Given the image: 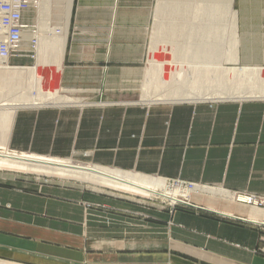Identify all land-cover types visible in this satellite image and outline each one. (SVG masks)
Returning <instances> with one entry per match:
<instances>
[{
    "label": "crops",
    "instance_id": "0c3cea01",
    "mask_svg": "<svg viewBox=\"0 0 264 264\" xmlns=\"http://www.w3.org/2000/svg\"><path fill=\"white\" fill-rule=\"evenodd\" d=\"M53 1V21L63 26L62 0ZM155 1L73 0L60 84L85 102L19 109L9 146L54 158L93 149L99 164L207 188L170 220L167 209L147 201H113L74 184L39 187L2 170L0 264H264L256 229L264 208L237 201L264 196V94L205 90L230 97L181 99L197 92L190 76L181 89L160 92L156 65L155 72L149 68ZM249 2L236 0L229 10L233 42L224 64L264 68V4ZM25 19L33 22L35 14ZM181 43L184 57L200 48ZM23 60L13 57L11 64Z\"/></svg>",
    "mask_w": 264,
    "mask_h": 264
},
{
    "label": "rangeland",
    "instance_id": "374dc122",
    "mask_svg": "<svg viewBox=\"0 0 264 264\" xmlns=\"http://www.w3.org/2000/svg\"><path fill=\"white\" fill-rule=\"evenodd\" d=\"M249 1V5L251 6H262L264 4V0ZM53 2L49 3L48 6L44 10H42L41 15L37 13V18L35 17L34 19L37 21V23H39V26L41 28L46 27L47 22H44V19L48 16L49 13L51 15L53 13L52 6L53 8L55 6L54 4H52ZM235 2L234 0H232V7L229 8L227 0H214V2L213 0L155 1L154 17L152 24L153 27L150 40V46L151 44H153L152 52L154 59L151 62L152 67L149 68L150 70H152L153 66L155 67L156 65L155 70H157L158 77L161 80L160 83L156 82V84L162 85L161 89L158 88L160 89V92L166 93L181 89L178 83L180 81L188 83L189 76L193 78L189 82L190 85L197 84V87L202 90H228L230 92L251 91L253 93H259L256 91L264 92V74L250 76H246L243 74H234V76H232L231 78L225 77L224 74V69L233 67V65L224 64V56L228 52L227 47H229V45L233 42V19L229 10L233 11L236 9ZM31 11L29 13H31ZM32 13L35 14V12ZM185 22H188L189 28L183 27V24ZM55 25H58V22L57 24L55 23ZM26 37H30V35L28 34ZM182 40L194 42L196 45L198 44L200 48L186 49L184 57V55H182V50L178 48L180 44H182ZM45 48H48V50L50 49L49 45L47 47L45 46ZM23 49L29 50V48L25 47ZM49 54L46 53V58L34 60L32 58L31 51H29L24 52L23 56L19 57L21 60L24 59V63L14 65L12 64L13 66H9L0 62V105L4 104L5 101L7 103L14 102L10 100L30 102L29 100L32 98L41 97L45 99L42 104L38 105H32L30 103L24 106L19 105L20 107H18L16 110H12V115L10 114L8 119L0 117V153H15L18 155L27 154L38 156V154L34 153L31 154L29 152L17 151L16 149H13L11 148V146H9L13 119L19 109L39 108L45 106H66L78 104L77 102L80 101L85 102L84 100H81L79 98L76 99L74 97L67 96V92L63 91L61 84L59 86L57 85V89H55L54 86L56 85L54 84V78L52 77L54 63H51L50 60L51 55H53V51L49 50ZM3 66L13 67V69L6 70L3 69ZM37 68L39 69L37 72H35ZM182 85L184 84L182 83ZM185 92L186 91L184 90V93ZM65 96L73 99V102L67 103L65 105H59V103L53 102V98H65ZM84 104L96 105L98 103L86 101V103ZM7 125L8 127H6ZM93 155L94 150L89 149L76 150L73 152V155L71 157L66 158H54V156L46 155L39 156L54 158L58 160H65L73 162L75 164H88L91 166H100L121 171V169L102 165L93 161ZM2 170L10 171L14 175H20L22 177H25L31 182H33V184L39 185V187L44 185L74 184V186H78L82 189L92 191L93 193L98 194L101 197L105 196L113 201H137L140 203L142 201H147L152 204L153 208H156L158 210L167 209V211L170 213V220L171 216L173 217L178 208L191 206L179 202L172 203L170 200L165 199L163 197H157L154 194L140 192L130 187H126L122 184L119 185L120 183L115 184L116 182L112 180H97L100 177L92 174H90V176H92L91 178L77 176L74 174L65 173L63 171H57L59 169H56V171L45 170L29 165H22L14 162L5 161V159L0 160V171ZM127 172H131L134 174V172L132 171ZM200 186H202V188H207L206 185ZM164 188L165 190L169 188L171 190H174V186H165ZM190 189L191 188H189V191H187V193H189L187 196L188 200H184L187 203L191 202L194 193H198V191L193 192V189ZM158 190L162 192L163 189L159 188ZM98 206H102V204H98ZM256 229L258 230V232H260L261 240L259 242L257 251L258 253L264 255V253H262L261 251L264 248V241L262 239L264 237V234L262 233L263 231L261 227L258 226L256 227Z\"/></svg>",
    "mask_w": 264,
    "mask_h": 264
},
{
    "label": "bare ground",
    "instance_id": "6f19581e",
    "mask_svg": "<svg viewBox=\"0 0 264 264\" xmlns=\"http://www.w3.org/2000/svg\"><path fill=\"white\" fill-rule=\"evenodd\" d=\"M72 1L73 0H64L62 1V4L60 8L63 11V26L58 25L57 27H62L61 34H55L54 36H51L50 38H43L42 46L40 49V54L37 56L36 60H40L42 58H46V53L49 54V50L53 51V55H51V63H54V70H53V78H54V84L56 86L55 89H57V85H60V72H61V63H62V56H63V47L66 41V34H67V24L69 21V16L71 12V7H72ZM175 1V0H174ZM226 1V0H224ZM53 2L52 0H42L38 6L34 7L37 8V13L39 15L42 14V10H44L49 3ZM173 2V1H172ZM214 2V0H213ZM228 2V7L231 8L232 5V0H227ZM176 3V2H175ZM55 6L57 4L53 2ZM174 4V3H173ZM175 5V4H174ZM52 6V5H51ZM55 6L52 9L54 11ZM59 7V5H58ZM180 7V6H179ZM40 8V12H39ZM36 10V9H35ZM44 22H47L46 27H49V24H52L53 22V17L49 13L48 16L44 19ZM39 25V23H38ZM56 26V25H55ZM41 28L42 30L47 31L48 29ZM32 35L31 32L26 33L25 39H29L30 37H26L27 35ZM49 45L50 49L45 48ZM25 47V45H24ZM23 47V48H24ZM50 57V54H49ZM40 62V61H39ZM5 64V63H4ZM1 69V68H0ZM3 69L10 70L13 69V67L9 66H3ZM39 68L35 70V72L38 71ZM221 69V68H220ZM224 69V68H223ZM3 73V72H2ZM224 73L228 78H231L234 76V74L237 75H260L264 74V68H257V67H229L224 69ZM52 78V79H53ZM196 87V88H195ZM192 89H196L195 94H185L181 99H191V100H201V99H225L230 97L227 92H218V93H211V92H206L205 90H201L198 88L196 85H192ZM253 92H232L231 96H246V95H251ZM56 94V93H55ZM261 94V92H259ZM264 94V92H263ZM55 96V95H54ZM158 97V96H156ZM147 98H151L150 95L147 96ZM169 96H165L162 99H168ZM7 100V99H5ZM44 98L37 97V98H32L29 101H19V100H10L14 101L13 103H7L5 101L4 104L0 105V117L8 119L12 110H16L19 105H27V104H32V105H38L42 104L44 102ZM71 99L68 98H62V97H56L53 98L54 103H64L66 101H69ZM19 103H18V102ZM17 102V103H16ZM47 102V101H46ZM45 102V103H46ZM70 102V101H69ZM72 102V100H71ZM3 103V102H2ZM2 106V107H1ZM4 106V107H3ZM12 115V114H11ZM8 127V125L6 126ZM4 129V128H3ZM2 129V130H3ZM1 131V130H0ZM4 131V130H3ZM1 137V136H0ZM4 137V136H3ZM4 146V145H3ZM8 160L9 162H15L18 164H26V165H31L33 167H40L44 169H61V170H69V171H76L77 173H89L92 175H97L98 177L107 179V180H112L115 181L116 183L123 184L124 186L130 187L134 190L140 191V192H146L148 194H154L157 197H163L165 199L170 200L172 203L176 202H182L181 200H188V194L187 191H189V188H183L181 186V181L179 179H168V178H159L155 177L151 180H149L146 176L139 175V174H133L131 172H126V171H120V170H115V169H110V168H104L100 166H91V165H81V164H75L73 162L65 161V160H58L54 158H48V157H42V156H34V155H27V154H22L18 155L15 153H0V160ZM193 185V192H197L202 188L197 183L190 182ZM176 185V186H175ZM165 186H174V190H171L170 188L165 190ZM162 188V192H160L158 189ZM186 189V190H185ZM240 200V201H239ZM237 200L238 202L242 201V198ZM185 204L191 205V203H187L184 201ZM242 203V202H241ZM257 207V206H256ZM263 222H257V224H260Z\"/></svg>",
    "mask_w": 264,
    "mask_h": 264
},
{
    "label": "built area",
    "instance_id": "2783aa9c",
    "mask_svg": "<svg viewBox=\"0 0 264 264\" xmlns=\"http://www.w3.org/2000/svg\"><path fill=\"white\" fill-rule=\"evenodd\" d=\"M42 0H0V62L9 66L13 57H21L24 52L31 51L32 58L37 59L40 54L43 38H49L55 34H61L62 27L55 26V22L49 24L47 31L42 30L37 21L29 22L25 19L31 10L37 18L38 4ZM36 9V10H35ZM31 32L30 38L25 39L26 33ZM45 34V35H44ZM27 45L29 50L23 49ZM181 181L183 188L193 189L190 182ZM176 186V185H175ZM186 190V189H185ZM242 198V203L264 208V196L254 193L238 195L237 200ZM185 200V199H184ZM184 200L179 203H184ZM240 201V200H239ZM185 204V203H184ZM262 228L264 234V222L257 224ZM264 241V237L262 238ZM264 253V248L261 250Z\"/></svg>",
    "mask_w": 264,
    "mask_h": 264
}]
</instances>
